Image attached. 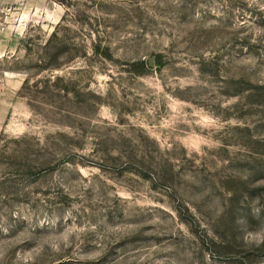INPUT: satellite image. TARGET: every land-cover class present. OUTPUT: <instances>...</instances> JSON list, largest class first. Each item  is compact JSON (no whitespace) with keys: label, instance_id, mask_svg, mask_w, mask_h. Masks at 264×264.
<instances>
[{"label":"rangeland","instance_id":"1","mask_svg":"<svg viewBox=\"0 0 264 264\" xmlns=\"http://www.w3.org/2000/svg\"><path fill=\"white\" fill-rule=\"evenodd\" d=\"M0 264H264V0H0Z\"/></svg>","mask_w":264,"mask_h":264},{"label":"crops","instance_id":"2","mask_svg":"<svg viewBox=\"0 0 264 264\" xmlns=\"http://www.w3.org/2000/svg\"><path fill=\"white\" fill-rule=\"evenodd\" d=\"M1 126H2V120H0V129H1Z\"/></svg>","mask_w":264,"mask_h":264}]
</instances>
